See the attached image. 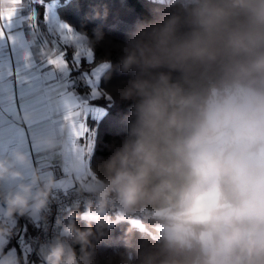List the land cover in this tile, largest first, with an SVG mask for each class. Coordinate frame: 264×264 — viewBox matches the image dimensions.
<instances>
[{
  "label": "clouds",
  "instance_id": "9594fccd",
  "mask_svg": "<svg viewBox=\"0 0 264 264\" xmlns=\"http://www.w3.org/2000/svg\"><path fill=\"white\" fill-rule=\"evenodd\" d=\"M156 3L160 19L126 38L118 65L108 62L131 73L120 91L131 102L125 136L55 217L39 264H96L101 241L137 219L144 231L125 230L132 264H264V0ZM79 34L91 48L104 39L99 28ZM33 144L51 154L64 141L38 132ZM59 189L22 147L0 157V264H28L8 245L21 219L49 231Z\"/></svg>",
  "mask_w": 264,
  "mask_h": 264
},
{
  "label": "snow or ice",
  "instance_id": "6c2138e0",
  "mask_svg": "<svg viewBox=\"0 0 264 264\" xmlns=\"http://www.w3.org/2000/svg\"><path fill=\"white\" fill-rule=\"evenodd\" d=\"M14 5L21 4V0H12ZM35 3L43 5L44 0H23L20 9L13 7L7 11L6 15L0 13V20L7 23L0 26V106L5 107V111L11 113L15 104V96L7 91L10 83L8 77L12 75L13 64L15 67L16 85L19 89L21 109L33 114V131L38 133L45 130L60 137L72 138V129L77 135H87L90 143H94L95 134L90 131L86 121L89 113L95 114L97 109L87 106V99L73 95L77 80L70 76L68 63L59 57H45L39 51L41 43L36 41L39 35V28H33L31 21L35 18L36 12L32 8ZM46 8L45 16L48 18ZM27 12V15L24 13ZM15 17V19H14ZM60 30L71 31L69 25L59 23L56 17H51V27ZM9 34L8 40L3 38L4 32ZM31 35V43L25 39V34ZM43 42V40L41 41ZM90 55V54H89ZM48 65H52L49 68ZM79 68L78 60H74L73 69ZM107 69L108 64L101 65ZM101 69L97 68L91 74L81 73L79 80L87 79L90 88L95 87V80L98 78ZM53 85L55 87L53 88ZM55 91L62 99L56 105H52L45 98L49 92ZM101 93L97 90L91 91L93 99L99 97ZM80 109L84 114V122L77 119L80 116ZM64 122H68L65 124ZM7 139L11 143L22 144L23 140L18 135L16 126L5 123L0 119V144ZM78 159V158H77ZM96 178L93 177L92 180Z\"/></svg>",
  "mask_w": 264,
  "mask_h": 264
},
{
  "label": "trees",
  "instance_id": "16d2710c",
  "mask_svg": "<svg viewBox=\"0 0 264 264\" xmlns=\"http://www.w3.org/2000/svg\"><path fill=\"white\" fill-rule=\"evenodd\" d=\"M56 9L59 17L78 32H86L91 37L93 29L102 30L104 39L94 48L88 46L93 57L92 62L89 63L90 66L102 62L118 65L126 38L133 34L140 25L160 19L158 15L160 7L156 0H60ZM36 13L37 17L41 19L42 5L36 6ZM68 56L69 53L66 57ZM74 71L72 70L71 73ZM119 73L116 68L110 72L105 69L100 76L99 86L102 87L106 96L101 95L89 100L91 104H105L108 107L105 115L100 119V123L116 116L120 119V124L124 122L126 124L125 118L128 115L131 102L122 101L120 91L125 87V82L130 78L131 73L126 75H119ZM124 136L125 130L121 133H106L104 140L108 142V146L97 149V151L107 158L120 145ZM97 173L102 174L101 168ZM80 210L83 211L82 208ZM150 211L152 210L150 209ZM77 223L81 227L84 226L80 221ZM130 226L138 225L131 222L121 224L111 232L108 239L101 241L97 246L94 258L96 264H132L127 255L128 246L124 243L125 230ZM140 230H145L144 223ZM36 232L37 226L30 232V236ZM142 244L143 241L139 239V236L135 237L132 241L131 252L135 253Z\"/></svg>",
  "mask_w": 264,
  "mask_h": 264
},
{
  "label": "rangeland",
  "instance_id": "374dc122",
  "mask_svg": "<svg viewBox=\"0 0 264 264\" xmlns=\"http://www.w3.org/2000/svg\"><path fill=\"white\" fill-rule=\"evenodd\" d=\"M59 3L60 0H44L43 5L40 3L33 4L35 6H43V13L41 15V19L35 16L34 19L38 22L36 23L34 21L32 23L33 28H36L37 26L39 28L40 34L36 36V41L38 43H41L39 51L42 53L43 56L51 58L59 57L62 54L63 59L68 63V67L71 71L73 69L74 60H78L79 68L75 69L73 73H71L70 71V76L74 77L77 80L75 90L72 94L78 97H82L83 99H87V106L89 108L97 109L95 114L89 113L86 121V124L90 131L95 134L94 143L89 142L87 135H77L76 130L72 129V138L69 140L67 137H61L64 141L63 148L56 153H52L56 159V161L54 162L60 166V171L63 175V178L60 180V187L64 188L65 186L77 187L79 185L91 181L93 177H95L96 179L98 178L99 174L97 172L100 169L103 160H105L106 158L102 153L98 152L97 149L99 150L108 146V142L104 140L106 133H121L125 130L126 124L125 122L120 124V119L114 115V117L110 120H106L105 122L102 121L100 123V119L105 115L106 111L108 110V107L105 106V104H91L89 103V100L93 99L91 97V91L93 90H97L101 93V95L106 96L102 90V87L99 86V83L100 76L105 71V69L101 68V65L107 63L102 62L96 65H89V63L92 62L93 59L92 52L88 46L80 45L78 43L80 41V34L78 31L74 30L70 25L69 26L71 28V31L60 30L58 28H52L51 31L49 30L51 27L52 15L56 17L57 22L67 24L58 15L56 6ZM46 8L49 9L47 19L45 16ZM24 14L27 15L26 12ZM158 15L160 16V13H158ZM42 40L43 42H41ZM67 53H69L68 57H66ZM48 67L52 68L53 66L48 65ZM13 68L12 75L8 77L10 81L8 87L10 88V92H12L16 97L18 88L16 82L14 83V81H16V75L15 70ZM97 68H100L101 71L99 73L98 78H93L95 80L94 88H90L88 86L87 79L79 80V75L81 73L91 74ZM119 75L122 74L119 73ZM51 96H54V98L50 100L51 102H53V105H56L62 99L57 95V93H51L47 97L49 98ZM76 111H80V116L77 119L79 120V122L83 123V112L80 109H76ZM64 123L68 124V122ZM74 160H79L81 162L82 166L78 170H73L71 166ZM144 211L151 212L150 209H145ZM130 222L132 224H137L139 227H142L140 219L132 220ZM11 248H15L17 252H23V255L26 257L28 264H39V262H36L34 259L29 260V248L23 242V238H19L18 241L15 243H13L12 241L11 245L8 246V249Z\"/></svg>",
  "mask_w": 264,
  "mask_h": 264
},
{
  "label": "crops",
  "instance_id": "0c3cea01",
  "mask_svg": "<svg viewBox=\"0 0 264 264\" xmlns=\"http://www.w3.org/2000/svg\"><path fill=\"white\" fill-rule=\"evenodd\" d=\"M21 5H22V0H21V4H16V5H14L12 3V0H0V13H4L6 15L7 11L11 10L13 7H16L17 9H20ZM32 8L36 12V6L33 5ZM26 14H27V12H26ZM36 16H37V13H36ZM14 19H15V17H14ZM34 21H35V19H33L31 21V23H33ZM35 22L37 23L38 21H35ZM6 23H7L6 20H0V26H3ZM3 38L5 40H8L9 34H8L7 30H5L4 35H3ZM25 39L28 40V41H31L32 40L31 35H28L26 33L25 34ZM13 67H14V64H13ZM13 69L15 70V67ZM14 70H13V72H14ZM15 82L16 81H14V83ZM54 87L55 86L53 85V88ZM7 91L10 92V88L8 86H7ZM18 93H19V89L17 90V96L15 97V104H14V107L12 108V110H11V113H9L8 111H5V107L4 106H0V119H2L7 124H12V125H15L16 126V130L18 132V135L22 138L23 143L22 144H19V143H11L7 139H5V142L3 144H0V157H2L3 155H5L12 148H14L16 146H20L25 151L29 152V154L32 156V159H33L34 164L37 167H40L43 164L44 159L46 157H48V156L52 157L53 160L56 161V159H55V157H54V155L52 153L51 154L42 153L33 144V134L36 133V132L33 131L32 121L30 123L25 124L21 120V118H20L21 113L23 111L21 109L20 94H18ZM51 93L56 94L55 91L49 92V94H51ZM45 98L48 100V102L50 104L53 105V102H51L50 100L52 98H54V96H51L49 98L48 97H45ZM10 115L13 116V118L12 117H9ZM40 132L49 133V132H47L45 130H42ZM57 166H58V171L61 174L59 180H61L63 178L62 177L63 175H62V173L60 171V166L59 165H57ZM66 187H71V186H65L64 188H66ZM35 226H37V223H32V222H29L26 219H21L19 221L18 226H17L16 234L13 237V239L11 240V242H10L9 245H11L12 241H13V243L17 242L19 238H23V242H24V238L30 236V232L33 230V228ZM25 244L29 248V252H30L29 260L30 259H34L36 262H39L38 261V256H37V254H35L31 250V246L29 244H27V243H25Z\"/></svg>",
  "mask_w": 264,
  "mask_h": 264
},
{
  "label": "built area",
  "instance_id": "2783aa9c",
  "mask_svg": "<svg viewBox=\"0 0 264 264\" xmlns=\"http://www.w3.org/2000/svg\"><path fill=\"white\" fill-rule=\"evenodd\" d=\"M9 117H12L11 115ZM40 168L45 169V170H51L52 172L55 173V175L60 178L61 174L58 171V166L54 162L53 158L48 156L44 159L43 164L40 166ZM76 187H66L62 188L60 187L58 196H57V205H54L52 208L51 216H50V222H49V231L45 232L43 230L42 225L37 223V232L29 237L24 238V242L29 244L31 246V250L37 254L39 245L43 242L46 241L49 236L52 233L53 229V222L54 219L57 215L61 214L64 211L65 206L69 205L72 202V193ZM151 212L144 211L143 217H146L148 214Z\"/></svg>",
  "mask_w": 264,
  "mask_h": 264
}]
</instances>
